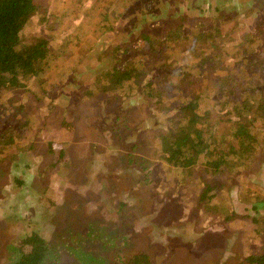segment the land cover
I'll return each mask as SVG.
<instances>
[{
  "label": "rangeland",
  "instance_id": "1",
  "mask_svg": "<svg viewBox=\"0 0 264 264\" xmlns=\"http://www.w3.org/2000/svg\"><path fill=\"white\" fill-rule=\"evenodd\" d=\"M36 1L41 6L22 37L44 35L55 54L46 75L0 93V264H12L34 231L49 246L40 264H135L137 252L146 256L138 264H252L247 256L264 250V116L253 150L236 153L221 173L208 170L203 156L185 168L167 163L155 134L184 124L180 93L167 78L177 82L179 68L197 61L210 42L224 44L223 58L241 56V70L264 80V0H151L145 13L137 8L144 0H136L114 26L94 38L87 25L81 39L84 19L95 22L97 10L112 2ZM88 2H98L91 14ZM174 14L192 18L188 35L169 53L147 50ZM201 15L219 30L200 34ZM140 25L151 35L133 38L130 56L142 58V69L126 82L128 98L85 99L83 87L113 59V45ZM244 29L254 32L243 38ZM23 113L32 122L18 132L8 128L12 141L1 140L7 126L19 128L15 114ZM220 137L227 150L230 140ZM206 183L213 188L201 198Z\"/></svg>",
  "mask_w": 264,
  "mask_h": 264
},
{
  "label": "trees",
  "instance_id": "2",
  "mask_svg": "<svg viewBox=\"0 0 264 264\" xmlns=\"http://www.w3.org/2000/svg\"><path fill=\"white\" fill-rule=\"evenodd\" d=\"M78 1L83 2L84 0ZM135 1L108 0L109 4L113 3L112 7L101 6L95 15V22L88 20L86 14L84 23L77 32L80 34V39L86 33L87 25L91 26L90 32L94 38H97L108 27L114 26V20L124 11L130 10L129 7ZM150 2L151 0H144L137 7L138 10L145 13ZM96 3L98 2H88L86 5L89 6V14L96 11ZM40 6L36 0H0V93L7 89L24 88L29 76L37 80L43 73L46 75V68L55 54L48 46V38L40 33H34L28 37H22L21 34L25 24ZM82 8L86 9L84 6ZM41 19H45L43 14ZM191 19L186 14L168 15L160 34L145 43L146 49L151 52L154 49H164L169 53L170 44L188 35L185 31V21ZM208 22L201 15L196 24L200 27V34L210 36L219 30V28L215 30V26ZM134 23L139 25L137 21ZM140 27L124 34L113 45V59L97 73L94 82L83 87L85 99L99 95L113 97L119 95L123 102V98H128L125 97L126 89L124 90L126 82H130L135 77L138 78L142 69V58L136 60L130 56L133 52L131 50L137 47L133 38L134 36L149 38L151 35L147 27L145 29L141 25ZM253 30L244 29L243 38L253 33ZM213 38L214 36L211 40ZM84 44L87 43L84 42ZM136 51L141 52V50ZM223 51L224 44L216 45L210 42L209 49L199 55L197 61H194L193 57L186 67L179 68L177 82L172 83L170 77L167 78L168 85L174 93H180L176 104L184 118V124L181 127L179 124L176 127L169 126L166 130L158 129L155 134L161 146L160 150L163 152L161 156L169 164L185 168L203 156L205 157L203 165L208 170L221 173L231 157H234L236 153L242 155L243 152H250L259 142L255 135V126L264 116V80L257 82V79L261 77L260 74L255 73V76H252L241 70L239 67L241 56L239 60L230 59L228 61L227 58H223ZM246 60L253 62L254 54ZM232 64L234 67L231 66ZM260 64L264 68V55ZM192 69L195 71H188ZM190 75L196 79L191 77L188 84L192 83V85H185L184 80ZM148 85L151 89L158 90L154 78H151ZM204 100L206 103H203ZM132 102L133 100L129 103ZM154 102L157 105L155 100ZM162 103H165V100ZM15 117L14 120L17 121L19 128L7 126L4 132L5 137L1 140L12 141V133L8 128L18 132L27 122H32L24 118V113L15 114ZM220 136L230 140L232 145L227 150ZM2 145H0V150L4 152L5 146ZM7 159L10 160V158ZM1 162L0 160V166ZM212 188L206 183V188L202 190L200 197H206L207 192L212 191ZM48 248L46 240L34 231L23 239V246L18 250L19 253L12 264H40ZM247 260L252 264H264V250L249 254ZM142 261H146L144 253L137 252L132 255L131 263L138 264Z\"/></svg>",
  "mask_w": 264,
  "mask_h": 264
}]
</instances>
